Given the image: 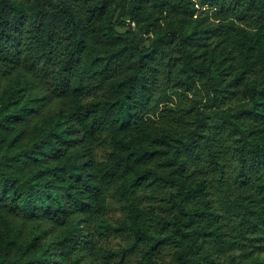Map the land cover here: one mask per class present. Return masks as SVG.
<instances>
[{
    "label": "trees",
    "instance_id": "16d2710c",
    "mask_svg": "<svg viewBox=\"0 0 264 264\" xmlns=\"http://www.w3.org/2000/svg\"><path fill=\"white\" fill-rule=\"evenodd\" d=\"M109 200L103 258L264 264V0H0V264H98Z\"/></svg>",
    "mask_w": 264,
    "mask_h": 264
},
{
    "label": "rangeland",
    "instance_id": "374dc122",
    "mask_svg": "<svg viewBox=\"0 0 264 264\" xmlns=\"http://www.w3.org/2000/svg\"><path fill=\"white\" fill-rule=\"evenodd\" d=\"M120 34H124L125 30H118ZM183 98L179 94L170 93V98L166 105L172 106V107H185ZM164 104L159 105V107L156 110L155 118H157L160 114V111L162 110ZM57 108L56 103H51L48 105L46 109L49 111H53ZM105 155V152L103 150L98 151V158L101 160L103 159ZM137 204V201L135 202L133 199L130 204ZM125 205L124 203H120L118 201L109 200L108 206L105 211L104 216L100 219L95 221L89 228L86 229L84 233H91L96 235V241L98 242V247L100 248V258L98 264H136V260L141 258V250H138L132 254H128V256L124 260H120L117 257L112 258H106L102 256L103 251L109 249V250H119L123 247H125L126 242L129 241V235L127 233L124 234H103L98 236L97 233L98 227L101 224L108 225L110 227H119L122 224H127L128 219L126 213L122 210V206ZM148 206H152V204L149 203H143L141 208H148ZM157 213V212H156ZM10 221V224L12 226H16L18 224L17 220H13L11 218H8ZM35 227L28 223L25 225L23 231H22V238L28 237L30 233H35ZM234 255H238V252H235ZM264 257V256H263ZM163 261H165V264H170V256L167 254V252H164L162 255Z\"/></svg>",
    "mask_w": 264,
    "mask_h": 264
}]
</instances>
